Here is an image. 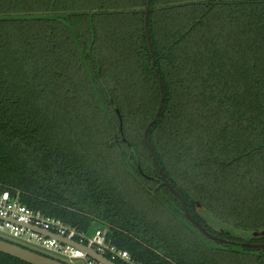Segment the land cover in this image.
I'll use <instances>...</instances> for the list:
<instances>
[{"label":"trees","instance_id":"1","mask_svg":"<svg viewBox=\"0 0 264 264\" xmlns=\"http://www.w3.org/2000/svg\"><path fill=\"white\" fill-rule=\"evenodd\" d=\"M146 4L0 0V192L142 264H264L185 216L143 141L160 98ZM148 31L166 178L210 233L264 243V0H150Z\"/></svg>","mask_w":264,"mask_h":264},{"label":"built area","instance_id":"2","mask_svg":"<svg viewBox=\"0 0 264 264\" xmlns=\"http://www.w3.org/2000/svg\"><path fill=\"white\" fill-rule=\"evenodd\" d=\"M39 229V230H37ZM49 231L66 240L92 247L98 253L126 264L134 261L127 250L120 249L107 239L106 229L95 228L85 233L62 220L44 215L22 204L8 190L0 192V237L26 248L52 256L71 264H102L87 255L81 248L43 233Z\"/></svg>","mask_w":264,"mask_h":264},{"label":"water","instance_id":"3","mask_svg":"<svg viewBox=\"0 0 264 264\" xmlns=\"http://www.w3.org/2000/svg\"><path fill=\"white\" fill-rule=\"evenodd\" d=\"M149 10H150V0H147V4H146V9H145V33H146V40H147V44H148V48L150 50L151 56H152V67L155 70V74L158 77V83H159V92H160V98H159V103L156 109V112L154 114V117L148 122V124L146 125L144 131H143V141L154 161V163L157 165L158 171L160 173L161 179L163 181V183L177 196V198L180 200L183 211L185 216L205 235H207L208 237H210L213 240L216 241H220L222 243H226V244H236L239 246H250L252 248H256V249H262L264 250V243H250L248 241L245 242H237L234 240H228L225 239L223 237L214 235L212 233H210L209 231L206 230V228L199 222L197 221L189 212L188 207L186 206L185 200L183 198V196L178 192V190L176 188H174L172 186V184L170 183V181L166 178L165 173L162 169V167L159 164L158 159L156 158V155L153 151V148L151 146V144L148 141V131L151 127V125L157 120V118L159 117V114L161 112L163 103H164V90H163V85L161 80L159 79V75H158V71L156 69V65H155V55H154V51H153V47L151 44V38H150V34L148 31V14H149ZM208 217L210 218V216L208 215ZM39 230V229H37ZM44 234L50 236V237H55L60 241L63 242H68L74 246H77L79 248H81L83 251H85L87 253L88 256H90L91 258L97 260L98 262L102 263V264H119L113 260H111L110 258H108L107 256L98 253L95 249H93L92 247H88L84 244H80L75 242L74 240H66L63 237L60 236H56L53 233L49 232V231H43ZM252 235L256 236V235H264V230H260V231H256L253 232ZM0 252L13 256L15 258H18L24 262H27L29 264H71L65 261H62L60 259L54 258L52 256L43 254L41 252L35 251L33 249L30 248H26L23 247L21 245H18L14 242H11L7 239L1 238L0 237Z\"/></svg>","mask_w":264,"mask_h":264},{"label":"flooded vegetation","instance_id":"4","mask_svg":"<svg viewBox=\"0 0 264 264\" xmlns=\"http://www.w3.org/2000/svg\"><path fill=\"white\" fill-rule=\"evenodd\" d=\"M234 241H236V240H234ZM237 242H239V241H237Z\"/></svg>","mask_w":264,"mask_h":264},{"label":"rangeland","instance_id":"5","mask_svg":"<svg viewBox=\"0 0 264 264\" xmlns=\"http://www.w3.org/2000/svg\"><path fill=\"white\" fill-rule=\"evenodd\" d=\"M57 258V257H56ZM61 259V258H60ZM63 260V259H62ZM81 264V263H80Z\"/></svg>","mask_w":264,"mask_h":264}]
</instances>
